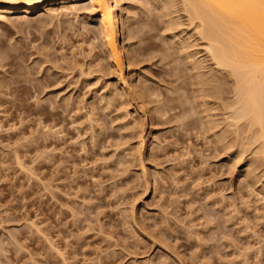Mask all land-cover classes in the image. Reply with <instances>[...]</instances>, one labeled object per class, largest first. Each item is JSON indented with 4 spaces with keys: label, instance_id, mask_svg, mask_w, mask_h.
Returning <instances> with one entry per match:
<instances>
[{
    "label": "rangeland",
    "instance_id": "1",
    "mask_svg": "<svg viewBox=\"0 0 264 264\" xmlns=\"http://www.w3.org/2000/svg\"><path fill=\"white\" fill-rule=\"evenodd\" d=\"M70 12L38 9L30 20L0 22V74L19 79L0 96L12 112L21 104L0 114V264H264V165L229 128L227 98L221 105L196 91V70L179 55L163 12L141 0L117 8L139 32L121 45L143 49L130 66L124 53L132 98L108 70L107 45L96 35L100 11ZM222 106L223 119L215 111Z\"/></svg>",
    "mask_w": 264,
    "mask_h": 264
},
{
    "label": "bare ground",
    "instance_id": "2",
    "mask_svg": "<svg viewBox=\"0 0 264 264\" xmlns=\"http://www.w3.org/2000/svg\"><path fill=\"white\" fill-rule=\"evenodd\" d=\"M84 1L85 0H0V22L6 21L9 23V21L10 22H17V21L30 20L31 18H30L29 14L30 13L32 14V12L34 10H38V9H43L44 11L48 12L49 14H55L57 16L58 13L68 14L70 11H73V10L78 11V10L84 9L86 7H89V6L93 7L94 9H96L97 11H100V13H101L97 17L99 24L97 23L98 29H97L96 35L101 38L104 45L105 44L107 45L106 48H105V46H104V48H105V51H106L107 57H108L107 61L109 60L108 61L109 64L107 66L108 70L110 69V70L114 71V73L116 72V74L119 73L118 76H119L120 86L119 85L118 86L121 87L124 95H126L129 98L134 97V96H132V97L130 96L133 94L129 93L131 91V89L130 88L128 89L129 86L128 87L126 86V83H125L126 80L124 79V77H125L124 67H125V63H126V62L124 63V61L126 60V59L124 60V53H125V51L127 53H130V55L128 56L129 66H130V65H132L133 61H135V63H136V61L139 62V61L143 60V58L139 59L140 54H143L142 53L143 49L141 47L131 48V46L133 45L131 43L130 44L125 43L122 46L120 41H121L122 37L125 39H126V37L134 38V37L138 36L139 32L136 30V28L132 24H129L126 26L125 19H123V18L120 19L119 14L116 13L117 8L119 6H121V0H90L89 4H82V3H84ZM141 1L143 3H145L147 6H150L151 9H157L158 11L163 12L161 14H163V17H165L163 20H165V22H166V25H165V27L167 26L166 29L169 30V32L176 30V31H174L175 34L171 35L173 44L175 43L173 41L174 40L173 35L179 36V39H176L177 41L175 40L177 42V45H178L177 47H178L179 55H182L184 63H186L188 65L189 70H191V72L196 70V73L195 72L193 73V77L198 79V80L192 81V82L195 81V85H194V83H192L194 86L199 87V88L196 87L197 88L196 91H198V92L200 91L202 94L204 93V95H203L204 97L209 96V99H210V97H213V98L217 97L216 101H218L220 98L219 101H220L221 105L224 104V103H222L221 99L225 101L227 98V100L225 101L224 107L226 108V110H228V114L226 113L227 111L225 110V108L223 106H222V108H224V109H222V111L221 110L219 111V109H218V111L215 110L216 113L221 112L223 114L226 111L225 112L226 114L225 113L224 114L227 115L228 117H226L224 114L220 115V116H222V119L224 118L223 116H225L226 119L229 120V123L226 121V123L229 124V128L234 130V131L235 130L240 131L242 136L244 135L243 139H241V140H243L242 144L244 146H246L245 149L248 147V150L250 149V151H251V149L253 150V148H249V147L255 146L254 150L252 151L255 153V154L253 153L255 157L251 156V158L253 157L256 159V161L255 160L254 161H255V163L258 164V166L264 165V0H141ZM57 3L62 4L60 9L56 7ZM23 14H25V15H23ZM58 17H59V15H58ZM85 17L87 18V16H85ZM122 17H123V15H122ZM183 25L190 26L188 31L185 33V35L183 32H185L186 28H188V27L183 26ZM122 26H123V30L121 31L120 27H122ZM181 26L185 27V29H182ZM179 28H181V29H179ZM186 35H188V36H186ZM170 40H171V38H170ZM131 42H132V40H131ZM193 47H196V48L198 47V49H193ZM200 47H202V48H200ZM145 48H147V47H145ZM167 51H168V49H167ZM202 52H204V55L201 57ZM165 53H167V52H165ZM170 53H168V54H170ZM171 54H170V56H171ZM142 57H143V55H142ZM179 57H181V56H179ZM4 59H5V57L2 54H0V65H2L1 63L4 61ZM104 65H103V67H106ZM80 71H82V73L84 72L83 69H81ZM16 72L18 73V71H16ZM110 74H112V73H110ZM112 75H114V74H112ZM18 76H19V74H18ZM116 77H117V75H116ZM17 80H19V79H17ZM17 80L16 79L12 80L10 77L2 76L0 74V95H2L4 92L2 90V88L4 86L7 87V86L13 84V81L16 82ZM132 82H134V81H132ZM174 89L175 88H173V90ZM119 90H120V88H119ZM187 93H188V90H187ZM193 93H195V90ZM202 94H199V96L197 94V96L200 98L202 96ZM124 95H121V96H124ZM110 96H111V94H110ZM183 96L185 97V94ZM187 96H189V95H187ZM204 97H203V99L206 98V97L205 98ZM228 97H229V99H228ZM122 98H125V96ZM129 98H127V100ZM169 98H170V96H169ZM169 98L168 99L164 98V99L169 101L170 100ZM193 98H195V97H193ZM164 99H163V101H165ZM203 99L201 100V102L206 100V99L205 100H203ZM212 99H211V101H213ZM155 100H157V99L155 98ZM175 100H176V98L174 99V101ZM196 100H197V98L195 100L193 99L194 102ZM5 101L6 100L2 96H0V108H1L0 114H4V115L10 114L12 112L11 110H8V108L3 106L5 104ZM128 101H126V103ZM130 101H129V103L131 104L132 102H130ZM146 102H147V100H146ZM160 102L162 103V101H160ZM160 102H159V105H160ZM171 102H173V99ZM199 102H197V103H199ZM213 102L215 103V100ZM129 103H128V105H129ZM163 103L165 104V102H163ZM180 103L181 102L176 103L177 106H174V107L169 106L170 104L168 106L171 108V110L175 109L176 107H177V110H179L178 106L180 105ZM207 103H209V100ZM207 103H206V105L205 104L204 105L206 107L210 106ZM210 103L212 104V102H210ZM132 104L134 105V103H132ZM157 104H158V101H157ZM173 104H174V102H173ZM200 104H202V103H200ZM200 104L198 105V109L200 108L199 107ZM186 105H188V104H186ZM186 105L184 104V108L188 107ZM191 105H192V103H191ZM213 105L217 106L216 104H213ZM218 106H219V103H218ZM206 107H204V108H206ZM159 108H160V106H159ZM216 108H218V107H214V109H216ZM20 109H21V104L19 103L18 105L15 106L14 112L17 113L18 111H20ZM168 109L169 108H167V106L164 105L163 110L167 111ZM198 109H195V111H193V113L194 112L196 113V110H198ZM209 109H208V111H209ZM214 109L212 108L211 111L213 112ZM157 110L159 112V109H157ZM150 111H151V109H150ZM173 111H174V113H176L175 110H173ZM182 111H183V109H182ZM205 111H206V109H205ZM205 111H203V114L205 113ZM14 112H12V113H14ZM152 112L154 114V111H152ZM198 112H199V110H198ZM201 112H202V110H201ZM164 113H170V112H164ZM178 113H179V111H178ZM211 113L209 114L207 112V114L206 113L205 114L207 116L208 114L211 115ZM213 113H212V115H213ZM137 114L138 113H136V115ZM134 115H135V113H134ZM157 115H159V114H157ZM199 115L200 114H198V116ZM97 116H98V114H97ZM154 116H155V114H154ZM175 116L173 115V117H175ZM204 116L205 115H203V117H202L203 120H201V121H203V123H204ZM139 117H140V119H144V121H145V118L143 116L141 117L140 115H138V119H139ZM152 117L153 116L151 114V118ZM180 117H181V115H180ZM197 117H195V118H197ZM216 117H219V116L217 115ZM216 117H215V121H216ZM134 118L135 117H133V119ZM138 119L135 120V123ZM153 119H152V121H153ZM159 119H161V118H159ZM176 119H178V117ZM219 119H217L216 122H218ZM226 119H224V120H226ZM190 120H192V119H190ZM190 120H189V122H190ZM196 120L194 122H196ZM211 120H213V119H210V121ZM224 120H222V121L224 122ZM178 121H180V120H178ZM208 121L209 120H207V122ZM213 121L210 123L212 124ZM139 122L141 124L142 121L139 120ZM194 122H193V124H194ZM198 122H196V123H198ZM152 123H155V122L153 121ZM190 123H188V124L190 125ZM204 124H202V126ZM214 124H213V126H214ZM221 124H223V123H221ZM191 126L192 125H190V127ZM220 126L221 125H219V127ZM143 127L144 126L142 125L141 128H143ZM210 127H209V129H210ZM219 127L217 125V128L215 127L216 130L220 129ZM223 127L227 128V126H225V124ZM207 131L209 132V130H207ZM223 131L229 132L228 129L223 130ZM212 132H210V133H212ZM214 133H216V132L214 131L212 134H214ZM220 133L221 132H218V134H220ZM223 133H225V132H223ZM237 134H235V136ZM138 135H141V132H139ZM220 136H219V138H220ZM223 136L224 135L221 136L222 139H223ZM225 136L227 137V135H225ZM225 136H224V138H225ZM237 136H239V135H237ZM237 136H236V138H237ZM212 137H213V135H212ZM229 137L233 138L234 136L233 137L229 136ZM140 138H142V137L140 136ZM215 138H217V137H215ZM222 139H221V141H222ZM226 139L227 138H225L224 141H226V143L229 145V143L227 142L228 140H226ZM219 140H218V142H219ZM229 140H231V139H229ZM241 140L239 143L242 142ZM144 141L143 142L139 141V142L142 144V143H145ZM235 142H236V140H235ZM235 142L233 139L234 144H235ZM141 144H140V147H141ZM222 144L223 143H221L220 145H222ZM217 145H216V147H217ZM225 145L226 144L224 143V147H225ZM228 145H227V147H228ZM143 146H145V145L143 144ZM221 147H223V146H221ZM235 147L236 146H234V148H233L234 151L236 150ZM225 148H224V150H225ZM222 150H219V151L221 152ZM248 150H247V154H248ZM242 151H244V150H242ZM232 152L233 151H231V153ZM238 153H241V152H238ZM238 153H237V156H239ZM141 154H142V152H141ZM226 154H228V153H226ZM244 154H246V150H245ZM235 155H236V151H235ZM133 158H134V156H133ZM228 158H231V157H228ZM232 158L234 159L235 156H233ZM241 158H243V155ZM236 159H238V158H236ZM236 159L234 161H237ZM231 161L233 162L232 159H231ZM240 162H241V160L239 158L237 163H240ZM252 162H253V160H252ZM236 164L234 163V165H236ZM255 165L253 163V166H255ZM249 167H250V164H249ZM258 169H260V167ZM262 169L264 170V167ZM254 170L255 169H253V171ZM263 170H262V174H263ZM250 171L252 172V170H250ZM259 171L255 172V173L260 174ZM248 174H249V172H248ZM144 175H146V174H144ZM256 175H252V178H254V176H256ZM244 176H247V175H244ZM249 176L247 177L248 178L247 182H249V178L251 179V176L250 177ZM258 176L259 175H257V178H258ZM260 177H261V175H260ZM247 178H245V180H247ZM254 179H253L254 182L250 180L251 181L250 183H255L256 180H254ZM261 180H263V179H261ZM260 181H258V182L260 183ZM148 184H147V186H148ZM263 184H264V182H263ZM263 184L261 181V186ZM257 185L258 184H256V186ZM250 186H252V185H250ZM253 187H251V188L253 189ZM146 188H148V187H146ZM259 188L262 190V193H263L262 188H264V187L259 186ZM253 190H255V189H253ZM255 191H257V190H255ZM260 195H261V193H260ZM262 196H264V195H262ZM232 211L234 212V210H232Z\"/></svg>",
    "mask_w": 264,
    "mask_h": 264
}]
</instances>
